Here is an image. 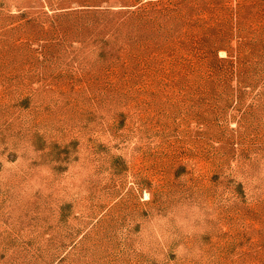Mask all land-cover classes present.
Segmentation results:
<instances>
[{
  "label": "rangeland",
  "instance_id": "1",
  "mask_svg": "<svg viewBox=\"0 0 264 264\" xmlns=\"http://www.w3.org/2000/svg\"><path fill=\"white\" fill-rule=\"evenodd\" d=\"M0 264H264V0H0Z\"/></svg>",
  "mask_w": 264,
  "mask_h": 264
}]
</instances>
